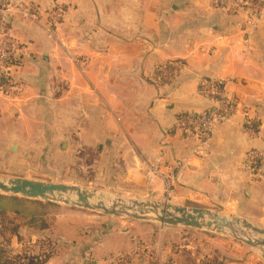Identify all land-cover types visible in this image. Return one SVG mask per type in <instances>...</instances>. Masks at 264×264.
I'll return each mask as SVG.
<instances>
[{"label":"crops","instance_id":"0c3cea01","mask_svg":"<svg viewBox=\"0 0 264 264\" xmlns=\"http://www.w3.org/2000/svg\"><path fill=\"white\" fill-rule=\"evenodd\" d=\"M23 1L39 18L7 15L16 43L9 75L19 93L0 96V159L57 158L84 169L95 157L90 166L100 175L137 186L144 199L219 211L264 230V176L243 167L258 152L264 175V17L247 36L245 11L213 0ZM56 7L63 16L49 35L44 26ZM202 78L224 82L247 115L215 127L206 157L195 155L198 134L186 123L212 105L197 92ZM28 231L30 241L45 236L59 245L42 264H111L115 255L125 256L123 264L210 259L208 242L194 240L203 232ZM10 243L19 246L15 237ZM213 245L228 264H264L251 250L256 257L242 260L226 254L224 240Z\"/></svg>","mask_w":264,"mask_h":264},{"label":"rangeland","instance_id":"374dc122","mask_svg":"<svg viewBox=\"0 0 264 264\" xmlns=\"http://www.w3.org/2000/svg\"><path fill=\"white\" fill-rule=\"evenodd\" d=\"M87 165L84 169L68 166L63 167L61 166V161L57 158L50 159H41L36 158L35 160L31 157L29 159H23L19 158L17 161H14L12 159H0V179H33V180H40V181H46V182H53V183H59L57 181L68 179L69 183L68 185H75L80 186L84 188H91V189H97L102 190L107 193L109 197H120L125 200L130 199H140V200H148L144 199V194H142V190L137 189L134 187V185L127 186L126 184L121 183L119 177L114 178L112 175H106V174H99L97 169H94L90 165L94 162H97L98 159L95 157H87V160H85ZM79 162V161H78ZM81 163V162H79ZM80 172H82L80 174ZM84 173V174H83ZM119 179V180H118ZM60 218V219H59ZM48 223L49 226L54 228L56 227L57 230H62V228H66L68 226H74L76 228L79 227V229L83 230H99V231H107L109 229L118 228V230H122V228H131V232L134 234L135 232H156L159 230V228H162L158 225L152 224V223H146L142 221L133 220L131 218L127 217H118L113 218L109 216H103L96 212H89L85 210H79L75 208H69L62 205H58L57 209H54L50 216H48ZM25 229L24 233L22 230ZM177 232H183V233H195L199 232L194 229H178L175 228ZM28 229L26 227H23L20 229V241H18L19 246H14L9 242L8 245L4 244V240L2 237H0V246L3 244V246L7 247L9 250L14 252V254H26L27 252H33L37 250L41 246L40 239H37V241L33 240L30 241L28 236ZM134 236V235H132ZM201 236V235H197ZM206 236V237H205ZM203 238H194L195 241H198V244H204V242H208L210 246V250H208L209 253H205L203 249V254L210 256V258L216 256L221 259L223 264H228L229 259L225 257V255H220L217 251H214V243L216 240H224V247L226 250V254H232L233 258L237 259H245L247 257H256L255 253L254 255L251 253H245L249 252V248L245 246L242 242L237 241L233 239L230 236L227 235H215V234H206ZM134 241V237H131ZM11 241V240H10ZM137 241V238L135 239ZM146 241V240H145ZM202 241V242H201ZM149 242V239H148ZM201 242V243H200ZM43 244V243H42ZM222 244V243H220ZM13 246V247H12ZM222 246V245H221ZM202 247V246H201ZM203 248V247H202ZM201 249V248H200ZM224 251V249H223ZM125 257L122 255H115L111 256L109 258V261L112 260L113 264H115L116 260ZM127 258V257H126ZM255 260V259H254ZM258 260H261L258 257ZM111 262V264H112ZM127 262V260H126ZM263 262V261H262ZM117 263V264H123ZM205 264V263H204Z\"/></svg>","mask_w":264,"mask_h":264},{"label":"water","instance_id":"95a60500","mask_svg":"<svg viewBox=\"0 0 264 264\" xmlns=\"http://www.w3.org/2000/svg\"><path fill=\"white\" fill-rule=\"evenodd\" d=\"M0 194L96 212L113 218L127 217L160 227L227 235L242 242L264 261V230L243 218L219 211L169 206L151 200H125L109 197L102 190L22 178L0 179Z\"/></svg>","mask_w":264,"mask_h":264},{"label":"built area","instance_id":"2783aa9c","mask_svg":"<svg viewBox=\"0 0 264 264\" xmlns=\"http://www.w3.org/2000/svg\"><path fill=\"white\" fill-rule=\"evenodd\" d=\"M215 7L240 8L246 13L245 34L250 35L260 20L264 17V4L253 0H213ZM12 12H18L23 18L37 21L39 12L35 8L25 5L23 0H0V96L10 97L19 93V87L16 86L11 78L10 71L14 67V50L16 48L15 40L7 26V15ZM63 16V9L56 7L52 10L44 29L51 35L56 26H58ZM245 38V40H247ZM224 82L202 78L198 83V94L209 99L211 106L202 112L191 115L186 118L187 126L193 128L198 134V143L195 148V155L206 157L207 148L212 138L215 127L219 124L228 122L231 117L239 113L245 120L246 112L241 110L238 102L229 98L223 89ZM248 121H245V124ZM262 156L258 152H250L244 169L250 175L256 178H262L263 163ZM155 173V172H152ZM42 245V243H40ZM125 261L124 257L116 260L115 264Z\"/></svg>","mask_w":264,"mask_h":264},{"label":"trees","instance_id":"16d2710c","mask_svg":"<svg viewBox=\"0 0 264 264\" xmlns=\"http://www.w3.org/2000/svg\"><path fill=\"white\" fill-rule=\"evenodd\" d=\"M58 205L30 200L17 196L0 194V237L4 244L15 237L20 241V229L26 227L34 232H44L50 226L48 216ZM43 243L32 253L14 254L7 247L0 246V264H42L46 262L57 251L59 245L50 238L41 236ZM194 264L193 262H191ZM205 264H223L221 259L214 256Z\"/></svg>","mask_w":264,"mask_h":264}]
</instances>
